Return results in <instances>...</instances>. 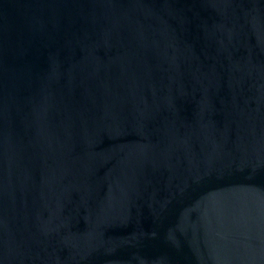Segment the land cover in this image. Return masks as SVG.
<instances>
[{"label":"water","instance_id":"water-1","mask_svg":"<svg viewBox=\"0 0 264 264\" xmlns=\"http://www.w3.org/2000/svg\"><path fill=\"white\" fill-rule=\"evenodd\" d=\"M0 264H264V0H0Z\"/></svg>","mask_w":264,"mask_h":264}]
</instances>
